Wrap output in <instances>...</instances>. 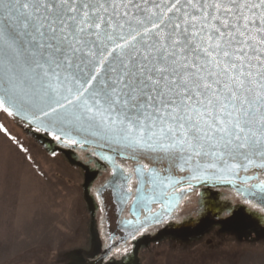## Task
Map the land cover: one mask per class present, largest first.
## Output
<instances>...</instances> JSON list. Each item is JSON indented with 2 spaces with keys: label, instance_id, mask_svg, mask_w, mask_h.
<instances>
[{
  "label": "snow or ice",
  "instance_id": "6c2138e0",
  "mask_svg": "<svg viewBox=\"0 0 264 264\" xmlns=\"http://www.w3.org/2000/svg\"><path fill=\"white\" fill-rule=\"evenodd\" d=\"M0 110L134 162L112 168L114 186L145 211L109 264L197 185H232L264 214V0H0Z\"/></svg>",
  "mask_w": 264,
  "mask_h": 264
},
{
  "label": "rangeland",
  "instance_id": "374dc122",
  "mask_svg": "<svg viewBox=\"0 0 264 264\" xmlns=\"http://www.w3.org/2000/svg\"><path fill=\"white\" fill-rule=\"evenodd\" d=\"M8 116L23 144L37 146L40 133L31 129L35 136L24 123ZM39 145L35 153L39 194L33 198L26 190L23 217H3L13 248L0 250V264H90L98 252L97 210L92 201L96 199L89 187L95 173L63 147L56 144L52 155ZM231 206L237 209L234 216L223 222L215 217L199 233L168 232L140 247L136 244L125 264H264V220L259 218L264 214L253 217L250 213L255 210L248 205ZM13 222L18 225L16 232L11 230Z\"/></svg>",
  "mask_w": 264,
  "mask_h": 264
},
{
  "label": "flooded vegetation",
  "instance_id": "af4514ba",
  "mask_svg": "<svg viewBox=\"0 0 264 264\" xmlns=\"http://www.w3.org/2000/svg\"><path fill=\"white\" fill-rule=\"evenodd\" d=\"M54 142L52 141V143ZM63 148L69 151L79 163L86 165L95 173L89 187H91L92 195L96 199V201L93 199L92 201L97 210L98 252L90 264H108L113 248L121 244L126 230H130L132 227H125L124 221L133 219L136 213L145 211L144 204L136 202L139 194L133 192L128 197L127 202H123L120 193L114 186L116 181L113 179L112 168L117 165L131 168L134 162L111 153L102 147L86 146L80 148L73 146ZM92 152H97L99 155L92 156ZM105 155H112L113 159L105 160L102 158ZM261 179H264V176ZM113 189L116 191V197L111 195L114 191ZM97 191L100 192V196L96 195ZM146 195H151V192L146 193ZM187 197V200H181L179 207L173 210L171 219H166L161 224L153 225L148 232L140 235L135 241H130L128 256L132 254L133 247L136 244L140 247L147 240L159 238L168 232H182L183 235H189L199 233L210 226L215 216L211 213L206 216L199 214L203 198H210L221 204H245L241 197L236 194V188L228 184L213 186L210 183H205L197 185L191 192L187 193ZM148 207L153 208L157 212L160 211L159 204H149ZM114 217H116L115 221Z\"/></svg>",
  "mask_w": 264,
  "mask_h": 264
},
{
  "label": "crops",
  "instance_id": "0c3cea01",
  "mask_svg": "<svg viewBox=\"0 0 264 264\" xmlns=\"http://www.w3.org/2000/svg\"><path fill=\"white\" fill-rule=\"evenodd\" d=\"M5 113L0 110V126H2L0 128V250L13 248L11 247L13 244H9V238L5 235L10 233V230L3 228V225L7 223L2 221L3 217L6 216L7 218L10 215L24 216L23 199L25 192L26 190H29L28 193L32 191L33 198L36 196L35 194L38 195L39 193L35 190H40L39 187L37 189L36 187L40 184L38 179L41 176L39 158L35 155L36 152H39V142L35 141L37 146L30 147L23 144L24 138L19 136V132L14 124L10 123L9 116ZM21 145L26 151L21 149ZM35 165H37L36 171L34 169ZM32 204H35L34 201ZM13 224L11 230L16 232L18 225L14 222ZM5 264L11 263L7 262Z\"/></svg>",
  "mask_w": 264,
  "mask_h": 264
},
{
  "label": "water",
  "instance_id": "95a60500",
  "mask_svg": "<svg viewBox=\"0 0 264 264\" xmlns=\"http://www.w3.org/2000/svg\"><path fill=\"white\" fill-rule=\"evenodd\" d=\"M15 119H17L19 122L21 123H24L26 125V129L28 131H30L31 133H33L31 131V129L35 130L36 131V127L33 125V126H30L26 121H24L22 118L20 117H16V116H13ZM40 134L42 135H37V139L40 143H42L46 148L47 150L53 154V152L55 153L56 152V143L57 145L61 146V147H68V146H65V145H62L60 144L59 142H54L55 140L50 136V135H47L45 132L43 131H39ZM34 134V133H33ZM36 136V134H34ZM46 135V136H45ZM48 137H50L51 139L48 140ZM52 141L54 143H52ZM86 146H95V147H102V148H105L103 147L102 145H99V144H95V143H92V144H88V145H85L84 147ZM115 167V166H114ZM114 190V189H113ZM111 195H113L114 197H116V191L114 190ZM116 220V217H114V221ZM125 227H128V226H125Z\"/></svg>",
  "mask_w": 264,
  "mask_h": 264
}]
</instances>
